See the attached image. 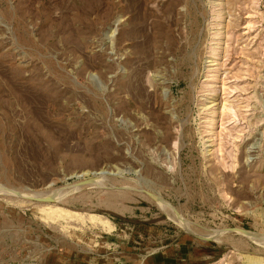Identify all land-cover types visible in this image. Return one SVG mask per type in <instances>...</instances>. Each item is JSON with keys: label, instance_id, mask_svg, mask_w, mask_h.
<instances>
[{"label": "rangeland", "instance_id": "374dc122", "mask_svg": "<svg viewBox=\"0 0 264 264\" xmlns=\"http://www.w3.org/2000/svg\"><path fill=\"white\" fill-rule=\"evenodd\" d=\"M4 187L0 264H264V0H0Z\"/></svg>", "mask_w": 264, "mask_h": 264}, {"label": "bare ground", "instance_id": "6f19581e", "mask_svg": "<svg viewBox=\"0 0 264 264\" xmlns=\"http://www.w3.org/2000/svg\"><path fill=\"white\" fill-rule=\"evenodd\" d=\"M93 179V178H92ZM98 180V179H97ZM94 181V180H93ZM100 181V180H99ZM98 184V182H96V179H95V184ZM94 184V185H95ZM92 185H93V183H92ZM99 185V184H98ZM72 185H70V187H71ZM71 190H73L72 188H71ZM0 191H3V192H5L6 194H8V195H15V196H17V197H33V196H25V195H23V194H21V193H19L18 191H16V190H13V189H9V188H0ZM140 191V190H139ZM58 192V191H57ZM60 192V191H59ZM64 192V191H63ZM69 192V191H68ZM142 192V191H141ZM57 194V193H56ZM59 194V193H58ZM66 194H67V192H66ZM65 194V195H66ZM44 195V196H43ZM43 195H40L39 194V196H43V197H45V196H50V197H52L53 198V201H57V199L59 200V198L58 197H56V195H54L53 193H49V194H47V195H45V193L43 194ZM60 195H63L62 193L60 194ZM152 197H150L152 200H155L159 205H161L162 207H160V208H163V207H165V206H167L168 204H166V202L164 201V200H162L160 197H158V196H156V195H154L153 193H152ZM38 196V197H39ZM35 197V196H34ZM37 197V196H36ZM64 197V196H63ZM148 197V196H147ZM149 198V197H148ZM61 199V198H60ZM159 205H158V207H159ZM168 207V206H167ZM47 208V207H46ZM164 209V208H163ZM46 210V209H45ZM170 210H172V209H170V206H169V211H168V213L169 212H171ZM163 211H165V210H163ZM66 212V211H65ZM171 213H173V212H171ZM175 213H176V215L177 214H179V212L176 210L175 211ZM173 214H171L170 216H172ZM75 216V215H74ZM92 216V215H91ZM69 217H70V215H69ZM77 217V216H76ZM169 217V216H168ZM97 218V217H96ZM172 218H174V217H172ZM92 219V218H91ZM99 219V218H98ZM175 219H177V218H175ZM174 219V220H175ZM179 219V218H178ZM180 219H181V217H180ZM173 219H172V221H174ZM95 221V220H94ZM98 222V221H97ZM180 222H182V221H180ZM178 223V222H177ZM183 223V222H182ZM181 223V224H182ZM186 223V222H185ZM183 225V224H182ZM183 227H185L184 225H183ZM186 228V227H185ZM235 231L236 232H238V233H240V234H242V235H251V234H253V233H251V231H248V232H243V231H238L237 230V228L235 229ZM217 234V233H216ZM215 234V235H216ZM196 235V234H195ZM215 235H214V237L213 236H200V238H202V239H204V240H207V239H210V238H212L213 237V239L214 238H216L215 237ZM198 236V235H197ZM217 238H219V237H217ZM259 240V239H258ZM217 241V240H216ZM254 241V240H253Z\"/></svg>", "mask_w": 264, "mask_h": 264}, {"label": "water", "instance_id": "95a60500", "mask_svg": "<svg viewBox=\"0 0 264 264\" xmlns=\"http://www.w3.org/2000/svg\"><path fill=\"white\" fill-rule=\"evenodd\" d=\"M89 182H92V179H89V180L84 181V182H82V183H79V184H77V185H81V184L89 183ZM146 194H147L149 197H152V196H153L152 193H150V192H146ZM43 201L52 202V201H53V198L50 197V196H48V197L44 198ZM237 230H238V231H243V232H244V231H245V232H248V230H246V229H241V228H237Z\"/></svg>", "mask_w": 264, "mask_h": 264}]
</instances>
